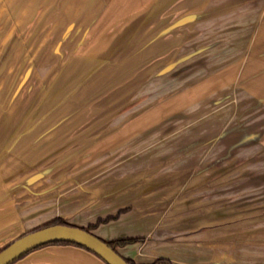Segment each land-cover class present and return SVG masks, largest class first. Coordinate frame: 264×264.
<instances>
[{
  "label": "crops",
  "instance_id": "1",
  "mask_svg": "<svg viewBox=\"0 0 264 264\" xmlns=\"http://www.w3.org/2000/svg\"><path fill=\"white\" fill-rule=\"evenodd\" d=\"M5 1L29 8L70 2L68 36L75 28L74 18L83 28L95 21L91 8L109 3L113 17L91 29L84 51L101 58L94 60L96 74L84 83L77 100L63 106V122L53 123L47 114L66 88L49 92V99L25 116L21 128L12 127L20 116V100L13 110L0 114V250L26 231L58 218L87 227L116 217L93 232L109 241L143 238L118 248L123 257L138 264L158 258L174 264H264V113L252 115L258 121L246 127L244 112L235 125L226 126L230 113L224 111L216 114L220 126L214 128L213 113L198 109L204 104L241 103V97L249 104L250 96V103L264 105V0ZM104 26L109 35L101 32ZM245 26L253 30L243 47L237 41L244 39ZM229 35L239 40L233 43L236 52L226 60L228 69L208 75L214 62L210 57H220L216 64L225 62V51L231 48ZM199 36L220 42L208 47L214 48L213 54L207 52L211 55L196 60L208 49L198 43ZM66 38L67 34L62 36L56 50ZM185 40L193 42L181 52ZM243 51L249 53L248 59L236 84L240 88L231 95L228 82L240 70ZM129 56L146 60L116 68L121 65L118 57L129 61ZM154 62L158 66L151 71L161 66L155 79L171 72L174 78L171 97L154 102L157 110L150 104L137 112L122 109L126 95L110 102L108 88L115 93L138 77L130 73L110 81L115 72L148 73ZM76 64L75 73L87 70ZM198 68L202 74L197 78ZM99 93L105 95L100 98ZM12 130L17 137L10 143ZM44 135L54 137L35 143ZM33 137L34 145L29 146ZM248 198L258 201L247 205ZM13 264L106 263L86 249L54 244Z\"/></svg>",
  "mask_w": 264,
  "mask_h": 264
},
{
  "label": "rangeland",
  "instance_id": "2",
  "mask_svg": "<svg viewBox=\"0 0 264 264\" xmlns=\"http://www.w3.org/2000/svg\"><path fill=\"white\" fill-rule=\"evenodd\" d=\"M8 2L9 1L0 0V31H1L0 33V114L7 113L8 111L11 110V108L13 110V106H15V104L19 100H20L19 102H22L21 110H19L20 116L15 119L12 125L13 130H15L17 127H20V125L23 126V123L26 120L25 116L29 112H34L39 108L40 104L43 105L45 104V102L49 99L50 96L49 92L51 94V91L54 89H59L61 91L66 88V90H68L67 93L62 92V94H57L59 97L57 99V103H56L57 105L54 104L52 110L47 114L51 116L53 123H61L63 122L62 119L64 118L62 114L63 106L65 104H68L69 102L71 103L77 100L76 95L83 92L85 89L84 83L88 79H90L89 78L90 76L96 74V69L93 68L98 67V65L95 64L94 60H96L99 57H96V55L95 56L91 55L90 54L91 51H89V49L88 51L87 50L84 51V48L88 44V42H90V40L88 39H90L89 36L91 34V29L92 30L96 29V27L99 25L98 22H101V26H103L104 23H107L110 19H112L113 16H110V14L108 13L109 12L108 7L110 4L105 3L102 5L103 7L100 6L99 8L97 7H94V9L91 8L90 10L95 11V16H96L95 21H92L84 28H83L84 25L81 23L76 25L77 19L74 18L73 24L75 28L70 32L68 36V32H66L65 29L67 28L66 26L69 24V22L72 21V18L68 16V12L73 10L70 2L67 3L63 2V4H59L55 2L56 7L42 6L41 8H33V7L29 8L27 6L22 7V4L19 7L18 6L13 7L14 4H19V2H13V3L12 2L8 3ZM80 10H82V8ZM19 13H23L24 15L22 14L21 16H18ZM244 28H245L244 32L241 35V37H244L243 40L242 39L239 40L237 39V37L233 38V35H229V38L231 39H229L228 44L229 46H231V48L225 51V55H228L227 58L224 60L225 62L223 63L225 64V66L222 63L221 64L215 63V61L220 59V57L217 56L210 57L214 60V62L211 63L213 71L212 70L209 71L208 75H210L211 73L214 75L219 72H223L222 67H226V60L231 58L229 56H231L234 52H236L234 49H232L234 46L233 43L239 40L237 41V43L241 42L243 47H245V44L243 43L246 40H248V36H250L248 34H250L253 28L251 26L250 27L245 26ZM107 29L108 28H105L104 26L101 32L106 33ZM229 30L235 32L234 31L235 29L233 30V28ZM231 31H229L230 34H232ZM108 32L106 34H108ZM225 32L227 33V31ZM65 34H67V38L65 39V41H62L63 42L62 44L60 43L59 50H56V47L61 41L62 36H64ZM199 38H201V41L198 43H202L201 45H203V48L205 47L208 48L209 46H211V44H216V43L218 44L220 42V40L219 39L217 40L216 38H213L212 42L207 41L206 39L203 38V36H199ZM189 41L191 40L184 41V44L182 45V48L184 46V49L181 50V52L189 50L191 45ZM188 42L190 44H188ZM205 43L207 44L206 46ZM204 51L205 49H203V52ZM207 52L213 54V52L215 51L214 48H210V49L208 48L207 51H205L201 55H198L196 57V60H201L211 55L209 53L206 54ZM248 55L249 53L245 51L244 56L240 57L242 62L241 65L239 66L240 70L238 73L236 71L233 76L234 79L228 82L230 94L236 92L234 91L235 88L236 89L240 88L236 84L239 81V79L242 78V69L245 65L243 61L248 59ZM177 56H179V54L178 55L176 54L172 58H174L175 60ZM119 58L120 57H118L117 59L118 60L117 63H121V65L128 63V64H132V66H134L135 64H143L145 59V57L142 58L137 57L135 59V57L129 56L127 57L129 61L127 60L125 61L124 58H121L120 60ZM130 58H132V60L134 61L130 60ZM155 58L156 57H154L153 60ZM76 61H78L80 65L82 64L84 66H87L86 68L87 70L83 73L82 72L75 73L76 72L75 66H77ZM170 62H172V60ZM155 63L156 62H154V64L150 63L149 65L150 70L148 73L146 72L142 73L141 71H136L133 69H131L132 72L124 71V70H119L117 73L115 72L114 76L110 81L114 80L117 77H121L130 73L134 77L137 76L138 77L133 81L128 80L127 86L117 88L115 93H112V90H109L108 88L107 89L108 91L106 90L107 91L106 95H110L109 96L110 102H112L113 99L119 100L120 96L126 95L125 100H124L125 97L123 99H120V101L124 100L122 102L123 104L122 109L130 108V110L132 109V111L137 112V111H141L140 109L142 107L145 106L148 107V105L150 104L151 107H154L153 110H157L158 108L156 109V104L158 102L156 103L154 102L171 97L173 93L172 89L174 87L173 86L174 78L171 72L163 76L162 78H159V80L155 79L154 77H156V75L158 74V70L161 67L160 66L157 69L151 71V69L158 66ZM198 63L201 64L200 61ZM46 64L49 65L47 66V68H46ZM121 65L117 66L116 68L119 69L122 67V69H124L125 66L124 65L121 66ZM132 66L130 65V67ZM29 69L31 70H30V74L27 77V81L19 89L18 85L23 80L25 73ZM42 70H44L45 72H43ZM43 73L44 76L40 77L39 75H42ZM62 73L65 74L64 75L65 78L63 79H61L63 77ZM201 74H202L201 69L198 68V70L195 73L196 77L198 78V76H200ZM228 74L232 75V72H228ZM110 81H108V83ZM157 83H161V84H157ZM95 92L96 91H94L92 95H94ZM16 93L17 95H15ZM99 94H100V98L102 97V95H105V93L104 94L99 93ZM228 98L233 99L232 97H228ZM240 99L242 101L241 103L238 102V100H235L231 103H217L215 105L204 104V106L200 105L198 109L201 110L202 108V110L206 112L211 111L213 113V118H214L213 121H215L213 122L214 128L215 126L218 127L220 126L219 123L217 125L216 122L217 120H215V118L219 119L220 116H216V114H220L224 111H228L230 113V119L226 121L227 124L226 126H228L229 122H232L235 125L236 118L238 116L241 117L240 115H242V112H244L245 114L243 115V117L244 119L247 120L246 127H253V123L258 121V119H256L257 116H252V115L263 114L264 105L263 104L254 105L250 103L252 102L253 99V97L251 96L249 97L250 99L249 104H246L247 102H244L243 101L244 99H242V97ZM54 101L56 102V99ZM129 101L131 103V106ZM152 103H154V105ZM47 105L48 102L46 106ZM118 105L120 106V104ZM18 112L16 110L14 115H17ZM14 115H12V117ZM51 118L48 120V123H51ZM13 130L11 131L12 133H10V135L8 136L9 138L8 140L10 141V143L17 137L16 133H14ZM52 137L54 136H49V135L38 136L37 139L35 140V143L45 142ZM35 138L36 137L32 138V141L29 142V146L33 144L32 142ZM6 153L10 154L8 150L6 151ZM54 154L56 155L57 153ZM253 196L254 195H252V197L250 198H253ZM261 196H262L261 198L264 197V192L261 194ZM253 201H256L257 203L258 199H254V200L252 199L249 200V198L246 199V202L248 203L247 205H252V204L255 205L256 203H254ZM78 227H83V226L80 225ZM35 229L38 228H34L33 230ZM26 232H30V231H26Z\"/></svg>",
  "mask_w": 264,
  "mask_h": 264
},
{
  "label": "water",
  "instance_id": "3",
  "mask_svg": "<svg viewBox=\"0 0 264 264\" xmlns=\"http://www.w3.org/2000/svg\"><path fill=\"white\" fill-rule=\"evenodd\" d=\"M53 242H69L93 253L106 264H129L94 232L74 225H49L24 233L0 250V264H13L30 252Z\"/></svg>",
  "mask_w": 264,
  "mask_h": 264
},
{
  "label": "trees",
  "instance_id": "4",
  "mask_svg": "<svg viewBox=\"0 0 264 264\" xmlns=\"http://www.w3.org/2000/svg\"><path fill=\"white\" fill-rule=\"evenodd\" d=\"M115 218L116 217H107L105 219H99L94 224L88 225L87 227H82V229L93 233V231L96 230L101 224L108 223V222H110L111 220H113ZM55 224L70 225L64 219L58 218V219H55L54 221H52V222H50L48 224H45L42 227L49 226V225H55ZM102 240L105 241L117 253H119L118 252V248L125 247V246L131 245V244H136L138 242H142L143 238H120V239H115V240H110V241L109 240H104V239H102ZM54 244H56V245H73V246L82 248L81 246H79L77 244H73V243H69V242H53V243H49V244H46V245H54ZM46 245H43V246H46ZM43 246H41V247H43ZM123 258L129 264H138L135 261H133L132 259H128V258H125V257H123ZM148 264H174V263L171 260L166 259V258H158V259H156L153 262L148 263Z\"/></svg>",
  "mask_w": 264,
  "mask_h": 264
},
{
  "label": "bare ground",
  "instance_id": "5",
  "mask_svg": "<svg viewBox=\"0 0 264 264\" xmlns=\"http://www.w3.org/2000/svg\"><path fill=\"white\" fill-rule=\"evenodd\" d=\"M0 33H1V31H0Z\"/></svg>",
  "mask_w": 264,
  "mask_h": 264
}]
</instances>
